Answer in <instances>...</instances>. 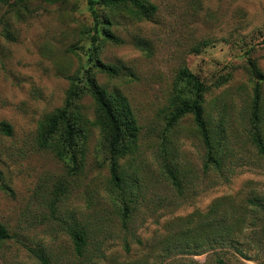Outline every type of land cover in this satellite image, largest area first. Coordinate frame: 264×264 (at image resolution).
<instances>
[{"label": "rangeland", "instance_id": "1", "mask_svg": "<svg viewBox=\"0 0 264 264\" xmlns=\"http://www.w3.org/2000/svg\"><path fill=\"white\" fill-rule=\"evenodd\" d=\"M7 1L0 123L11 133L0 131V223L11 238L0 243V264H264V159L249 136L257 87L264 138V0H149L157 6L149 19L120 12L112 25L100 6L94 21L87 0ZM96 61L123 75L108 77ZM88 73L127 97L139 126L136 150L119 160L125 195L110 180L97 128L88 124L78 141L75 170L40 143L69 78L83 83ZM190 74L207 87L203 109L220 169L204 168L191 115L168 125L172 98ZM78 101L93 121L91 98ZM75 225L85 233L81 254L68 234Z\"/></svg>", "mask_w": 264, "mask_h": 264}, {"label": "trees", "instance_id": "2", "mask_svg": "<svg viewBox=\"0 0 264 264\" xmlns=\"http://www.w3.org/2000/svg\"><path fill=\"white\" fill-rule=\"evenodd\" d=\"M20 1L23 2V0ZM46 1L53 3L56 0ZM0 3L7 5L8 1L0 0ZM87 5L94 21L98 19L95 6L106 8L112 12V14L105 16V25H112L111 16L120 12L129 19L140 22L149 19L157 11V6L149 0H87ZM5 37H10L8 31L5 32ZM105 37L114 43L122 42L119 37L110 31L105 32ZM137 46L142 50H146L141 44H137ZM94 65L99 72L110 78L123 75V68L117 65L105 64L101 61H96ZM185 79L187 81L184 86H179L178 91L175 92L172 98L174 109L168 125H174L182 117L191 115L206 150L204 168L206 170L212 167L220 169L222 159L219 154L217 140L214 138L215 134L209 130L203 109V95L207 87L192 74ZM69 81L70 84L65 92L63 106L49 115L40 126L41 146L51 148L60 160L67 161L70 163V168L75 170L79 162L78 141L85 138L88 124L97 128L102 136L110 180L125 195L126 188H124L119 172V160L136 150L139 134V126L132 107L127 97L120 90H108L100 86L92 74L88 73L83 83L77 77H70ZM84 95L89 96L95 106L93 121L87 120L84 114L80 112L78 100ZM259 97V91L256 87L251 107L249 136L257 154L264 159V138L259 115ZM0 131L9 135L11 127L5 122H1ZM167 172L172 185L180 190L181 181L178 176L169 166ZM2 181L3 174L0 171V183ZM127 213L128 208L125 205L122 214L124 222L128 217ZM68 234L72 240L74 252L81 254L86 245L84 231L75 225L68 228ZM10 238L11 235L7 228L0 223V243ZM218 264L226 263L223 260H218Z\"/></svg>", "mask_w": 264, "mask_h": 264}]
</instances>
